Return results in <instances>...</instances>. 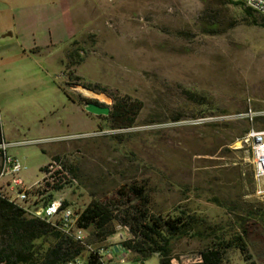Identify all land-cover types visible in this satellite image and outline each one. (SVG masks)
Listing matches in <instances>:
<instances>
[{
	"label": "rangeland",
	"instance_id": "rangeland-1",
	"mask_svg": "<svg viewBox=\"0 0 264 264\" xmlns=\"http://www.w3.org/2000/svg\"><path fill=\"white\" fill-rule=\"evenodd\" d=\"M49 2L0 0L9 13H0V58L1 44L10 48L0 59L2 134L25 143L8 149L26 167L25 187L42 183L43 167L51 177L60 171L66 185L55 198L77 212L93 200L137 205L130 188L145 187L152 212L199 221L174 241L172 257L197 262L245 222L250 254L264 264V223L246 214L264 210V182L251 147L239 143L244 131L264 130V17L254 13L255 25L245 6L222 0H86L92 20L62 44L78 23L59 7L38 18ZM51 38L50 48L32 50ZM124 97L143 104L132 129L111 131L105 116L85 110L87 99L112 110ZM250 111L259 120L242 118ZM41 194L39 205L51 188ZM140 262L125 254L113 264ZM224 264L246 263L232 249Z\"/></svg>",
	"mask_w": 264,
	"mask_h": 264
},
{
	"label": "trees",
	"instance_id": "trees-1",
	"mask_svg": "<svg viewBox=\"0 0 264 264\" xmlns=\"http://www.w3.org/2000/svg\"><path fill=\"white\" fill-rule=\"evenodd\" d=\"M222 1L244 6L231 0ZM245 11L252 17L255 13L246 7ZM253 22L259 25L256 18ZM260 26L264 27V21ZM142 108L143 104L138 100L129 97L117 99L110 115L104 119L111 131L129 130L135 126ZM248 132L249 130H246L243 134ZM3 141L0 112V145ZM53 162L65 166L59 156H55ZM47 170V166L41 169L44 173ZM56 174V177H53L54 183H48L51 188L48 201L55 199L54 193L63 190L66 185L59 176L60 171ZM129 192L138 200L137 205L120 209L114 203L93 200L78 213L79 225L88 232L87 244L103 245L117 234V226H121L130 231L131 239L123 245L135 260L140 262L158 257L160 264H170L174 241L195 234L198 219L186 213L156 214L151 210V200L145 187L133 185ZM246 214L250 216L247 220L264 223V210H247ZM240 225L241 229L236 235L219 239L206 248L199 264H224L226 254L232 249L241 253L246 264H258L250 254L246 240L247 224L244 222ZM87 251L85 246L66 237L45 221L27 217L23 209L9 202L0 193V264H68L82 257ZM87 262L100 264L99 258L93 255L88 257Z\"/></svg>",
	"mask_w": 264,
	"mask_h": 264
},
{
	"label": "built area",
	"instance_id": "built-area-1",
	"mask_svg": "<svg viewBox=\"0 0 264 264\" xmlns=\"http://www.w3.org/2000/svg\"><path fill=\"white\" fill-rule=\"evenodd\" d=\"M234 3H240L246 8L251 9L256 14L264 17V0H231ZM264 117V114L262 115ZM257 113L250 111L242 116L251 123L257 119ZM240 144L251 147L255 164V179L258 185L264 182V130H250L240 141ZM25 144L22 142L7 143L5 140L0 145V182L7 181V188L0 193L9 202L15 204L24 210L25 214L31 218H39L50 224L57 231L62 232L66 237L87 248L89 256L93 255L99 258L100 264H113L125 254L129 252L124 247V243L131 239V234L128 228H121L117 232L119 239L117 242H107L108 245H88V232L79 225V212L76 211L73 205L69 204L64 198H55L52 201H47L41 205L37 203L39 197H44L41 194L48 189V183L53 184L54 178L51 177L52 171L45 172V178L42 183L33 187L26 188L20 175L26 170L20 161L8 154V149L15 146ZM67 203V204H66ZM106 242V243H107ZM202 262L200 258L197 262H181L175 257H171L170 264H199ZM68 264H82L80 258L70 261ZM140 264H144L140 262Z\"/></svg>",
	"mask_w": 264,
	"mask_h": 264
},
{
	"label": "crops",
	"instance_id": "crops-1",
	"mask_svg": "<svg viewBox=\"0 0 264 264\" xmlns=\"http://www.w3.org/2000/svg\"><path fill=\"white\" fill-rule=\"evenodd\" d=\"M86 0H59V4L57 3V0H50V4L49 5H45L43 6L42 11L40 12L38 18H46L47 14L49 13L48 11H51L53 8L57 10V8L59 7L58 11H61V13L63 12H68V11H72L71 13V17L73 18V20L75 22L78 23V27L75 28V30H70L69 36L67 38H63L61 40V43L64 44H71L73 41L72 39L78 35L80 32H82L85 28L84 25L88 22H90L92 20L91 16H90V11H89V6L83 4V2ZM3 4V3H2ZM4 8H7L4 4ZM4 8H2L3 12L0 10V13L2 12V15L5 18L6 14H9L7 10H5ZM6 11V12H5ZM22 10H20L21 12ZM6 13V14H5ZM6 23H7V19H6ZM0 27H2L0 25ZM72 27V26H71ZM3 31L6 30H2L1 33H3ZM5 36H3L4 38ZM54 44L52 38L50 39L49 42H46L44 45H36L34 48H32L33 51H40V50H44L46 48H50L52 45ZM2 48V52H1V61L4 62V55L6 54V52L9 51V45H3V43L1 44ZM6 56V55H5ZM7 142V141H6ZM7 143H16V142H12V141H8ZM27 217L31 218L29 215L26 214ZM89 257V256H88ZM81 261H85L84 259H82V257H80ZM88 260H86L87 262ZM88 263V262H87Z\"/></svg>",
	"mask_w": 264,
	"mask_h": 264
},
{
	"label": "water",
	"instance_id": "water-1",
	"mask_svg": "<svg viewBox=\"0 0 264 264\" xmlns=\"http://www.w3.org/2000/svg\"><path fill=\"white\" fill-rule=\"evenodd\" d=\"M110 101V100H109ZM110 103V102H109ZM85 110L96 116H105L108 117L111 113V108L109 105L101 106L94 102H87L85 105Z\"/></svg>",
	"mask_w": 264,
	"mask_h": 264
},
{
	"label": "flooded vegetation",
	"instance_id": "flooded-vegetation-1",
	"mask_svg": "<svg viewBox=\"0 0 264 264\" xmlns=\"http://www.w3.org/2000/svg\"><path fill=\"white\" fill-rule=\"evenodd\" d=\"M87 102H94V103H97L101 106H107V104H105L104 102H100L98 100H91V99H87Z\"/></svg>",
	"mask_w": 264,
	"mask_h": 264
}]
</instances>
